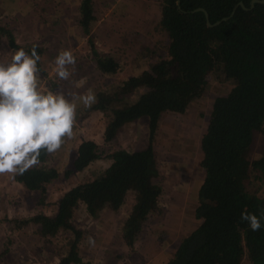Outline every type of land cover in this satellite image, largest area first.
<instances>
[{
    "label": "trees",
    "instance_id": "trees-1",
    "mask_svg": "<svg viewBox=\"0 0 264 264\" xmlns=\"http://www.w3.org/2000/svg\"><path fill=\"white\" fill-rule=\"evenodd\" d=\"M250 1L161 0L155 24L148 25L160 36H153L152 43L143 45L149 59L147 68L122 80L114 89L99 93L94 104L84 107L82 117L83 121L105 119L101 139L108 142L127 122L147 116L150 143L144 149L122 148L108 153L109 164L92 179L64 190L54 201L53 213L40 209L17 218L13 229L32 224L41 237L58 240L57 244L62 245L58 264H90L79 249L84 231L73 221L76 212L83 208L93 219L107 210L118 212L131 195L122 239L132 246L144 221L160 210V171L152 146L159 119L165 112L184 113L201 94L207 77L214 75L231 87L213 100L207 130L201 138L204 178L194 210L200 223L181 238L164 264H242L245 258L252 264H264V197L245 185L252 173L264 179V141L257 155L251 156L255 133L264 136V3H254L251 8ZM240 2L248 9H243ZM235 5L234 15L214 26L207 24L202 11L191 12L202 7L214 23L228 17ZM78 13L77 26L89 36L96 20L94 0H79ZM1 33H6L11 45L17 47L2 25ZM144 33L149 37L150 30ZM33 46L41 55L43 48L37 44L22 48L30 54ZM92 59L102 74L122 69L113 54L93 46ZM38 68V77L48 82L45 91H53L55 84L47 79L40 61ZM137 89L141 91L135 100H128ZM50 155L41 151L36 166L23 175H14L15 181L37 194V206L45 205L51 194L50 183L60 177ZM98 158L97 141L84 138L64 175L82 171ZM245 211L260 218L259 231L241 222Z\"/></svg>",
    "mask_w": 264,
    "mask_h": 264
},
{
    "label": "rangeland",
    "instance_id": "rangeland-1",
    "mask_svg": "<svg viewBox=\"0 0 264 264\" xmlns=\"http://www.w3.org/2000/svg\"><path fill=\"white\" fill-rule=\"evenodd\" d=\"M160 2L94 0L96 20L92 32L87 36L77 26L79 0H0V25L10 32L17 45H11L6 33L0 34V63L10 62L14 50L37 44L43 48L40 67L47 79L55 84L53 92H62L70 101L74 96L89 91L97 97L99 93L114 89L122 80L147 68L149 59L143 45L152 43L153 36H160L154 27H148L157 20ZM145 30H150L149 37ZM92 46L113 54L122 64L121 71L100 73L92 59ZM61 50H70L76 59L75 66H68L71 73L68 80L59 79L53 71L55 58ZM172 68H175L173 62ZM38 79L46 89L47 80ZM230 87L231 84L217 81L214 75H209L201 94L184 113L165 112L160 117L152 139L160 171L158 183L162 188L158 198L160 210L144 221L132 246L126 245L122 239V223L133 201L131 195L118 212L107 210L94 219L83 208L76 212L73 221L84 231L79 246L82 256L98 253L100 248L109 251L116 248L121 254L127 251L129 257L126 261L134 264L143 259L141 245L145 244L154 251V260L150 264H162L173 254L181 238L199 225L200 220L194 216V210L204 178L200 166L203 154L201 138L207 130L213 100L225 94ZM140 91L135 90L128 100H135ZM75 103L74 136L70 140L65 139L61 148L50 155L60 177L50 183L48 190L51 194L46 198L45 205L37 206V194L15 181L14 175H0V251H4L0 252V264H57L60 257L58 252L62 249V245L57 244L58 240L51 242L41 237L35 233L32 224L15 230L14 220L33 215L40 209L53 213L54 201L64 190L92 179L108 165V153L122 148L128 151L142 149L150 143L147 116L139 118L137 122H127L115 138L106 142L101 139L105 119L83 121L85 106L79 100ZM84 138L97 141L100 158L84 170L65 176L64 171L73 160L78 143ZM263 141V134L256 132L252 158L261 149ZM245 185L248 190L264 197V179H257L252 173ZM161 242H164V246ZM242 264L252 263L245 258Z\"/></svg>",
    "mask_w": 264,
    "mask_h": 264
},
{
    "label": "clouds",
    "instance_id": "clouds-1",
    "mask_svg": "<svg viewBox=\"0 0 264 264\" xmlns=\"http://www.w3.org/2000/svg\"><path fill=\"white\" fill-rule=\"evenodd\" d=\"M36 47L30 54L16 49L10 62L0 63V175H23L39 163L41 151L52 154L59 150L65 139L74 136L75 101L86 107L96 102L91 91L71 101L62 92L45 91L38 79ZM54 64L56 76L68 80V66H75L76 59L70 50H61ZM240 219L252 231L262 227L260 218L247 211Z\"/></svg>",
    "mask_w": 264,
    "mask_h": 264
},
{
    "label": "crops",
    "instance_id": "crops-1",
    "mask_svg": "<svg viewBox=\"0 0 264 264\" xmlns=\"http://www.w3.org/2000/svg\"><path fill=\"white\" fill-rule=\"evenodd\" d=\"M135 121L137 122L138 119H136ZM139 149H141V148H139ZM142 149H144V148H142ZM108 164H109V161H108ZM102 214H103V212L101 214H99V216H101ZM161 243L164 246V242H161ZM141 246H142L141 247L142 248L141 254H142L143 259L139 262H134V264H150V263H152V261L154 260V251L151 250L145 244H142ZM5 248H7V247H5ZM124 248H126V250H127V247H124ZM0 252L3 253L4 251H0ZM119 252H121V251H117L116 248L113 251H111V250L109 251L108 249L100 248L98 253L93 254V252H91L86 256L83 255V259H84V261L90 262V264H116L115 261H121L123 263H126L127 262L126 259L129 257V255L127 254V251L124 254H121ZM114 254H117V255L115 256ZM126 264H128V262ZM162 264H164V263H162Z\"/></svg>",
    "mask_w": 264,
    "mask_h": 264
},
{
    "label": "water",
    "instance_id": "water-1",
    "mask_svg": "<svg viewBox=\"0 0 264 264\" xmlns=\"http://www.w3.org/2000/svg\"><path fill=\"white\" fill-rule=\"evenodd\" d=\"M177 2L179 3V0H177ZM254 3H264V0H251V1H250V7H251V8L254 6ZM239 5H241V7H242L243 9H245V10L248 9V8H247L245 5H243L241 2L239 3ZM237 6H238V5H235V6L233 7V9H232V11H231V13H230V15H229L228 17H223L222 19L217 20V21H215L214 23H211V22L209 21L208 12H207L204 8H202V7H198V8H196V9H194V10H191V12H194V11H202V12L204 13V16H205V19H206L207 24H208L209 26H214V25H218L221 21L226 20V19L230 18L231 16H233L234 13H235V11H236V9H237Z\"/></svg>",
    "mask_w": 264,
    "mask_h": 264
}]
</instances>
